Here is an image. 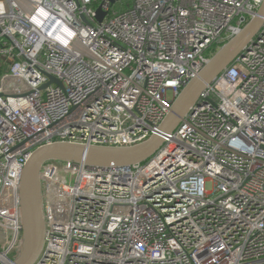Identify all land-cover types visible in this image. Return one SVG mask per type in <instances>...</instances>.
<instances>
[{
	"label": "built area",
	"instance_id": "built-area-1",
	"mask_svg": "<svg viewBox=\"0 0 264 264\" xmlns=\"http://www.w3.org/2000/svg\"><path fill=\"white\" fill-rule=\"evenodd\" d=\"M262 2L0 0V263L22 251L20 179L33 150L157 135L127 166L41 165L33 264H264V16L177 125L160 129Z\"/></svg>",
	"mask_w": 264,
	"mask_h": 264
},
{
	"label": "water",
	"instance_id": "water-1",
	"mask_svg": "<svg viewBox=\"0 0 264 264\" xmlns=\"http://www.w3.org/2000/svg\"><path fill=\"white\" fill-rule=\"evenodd\" d=\"M98 19L103 12L97 10ZM264 0L256 15L239 34L222 45L203 66L201 71L180 91L160 129L171 131L189 108L197 101L202 90L210 84L240 53L262 24ZM53 80L52 77H50ZM161 138L153 135L147 140L127 147L85 145L74 142H54L31 152L20 179V207L23 225V247L15 259L0 264H33L38 257L44 237L42 198L39 180L41 165L48 160L83 163L89 166H127L148 158L160 145Z\"/></svg>",
	"mask_w": 264,
	"mask_h": 264
},
{
	"label": "rangeland",
	"instance_id": "rangeland-1",
	"mask_svg": "<svg viewBox=\"0 0 264 264\" xmlns=\"http://www.w3.org/2000/svg\"><path fill=\"white\" fill-rule=\"evenodd\" d=\"M59 174H61V173H59ZM63 175L66 177V179H67L68 182L69 181L72 182L71 176H69L68 173H64ZM205 187H206V190H210L211 189V182H206V186ZM3 244H4V239H3L2 233L0 231V248L3 246Z\"/></svg>",
	"mask_w": 264,
	"mask_h": 264
}]
</instances>
